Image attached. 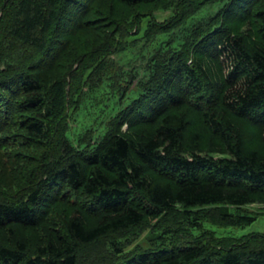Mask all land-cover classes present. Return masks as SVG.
I'll use <instances>...</instances> for the list:
<instances>
[{"label":"trees","instance_id":"obj_1","mask_svg":"<svg viewBox=\"0 0 264 264\" xmlns=\"http://www.w3.org/2000/svg\"><path fill=\"white\" fill-rule=\"evenodd\" d=\"M92 1L0 0V165H14L0 171V264H264V234L221 238L204 227H246L258 216L248 207L264 204V150L237 126L250 123L264 143V5L113 0L129 14L101 30L88 19ZM214 4L223 7L207 22L185 25ZM158 11L171 16L159 22ZM169 35L143 78L113 58ZM128 92L136 97L100 137L87 129L71 143L85 102L121 103ZM180 107L211 137L206 156ZM59 202L70 211L60 229L34 246L16 235L13 226L37 229Z\"/></svg>","mask_w":264,"mask_h":264},{"label":"rangeland","instance_id":"obj_2","mask_svg":"<svg viewBox=\"0 0 264 264\" xmlns=\"http://www.w3.org/2000/svg\"><path fill=\"white\" fill-rule=\"evenodd\" d=\"M261 4V8H263L262 5H264V0H259ZM258 2V3H259ZM109 7V8H108ZM223 6L214 4L203 11L196 14V16L190 20H188L187 23H185L186 26L195 27L196 25L200 23L207 22L216 12H218ZM260 8L259 5H254L252 10L250 11V15L254 14L255 10ZM111 10V15L108 16L107 10ZM106 11V13H104ZM129 14V10L122 7L121 5L113 2V0H93L92 6H91V14L89 15L88 19L89 22L93 25V27H97L96 25H100L98 28L103 30L101 27H106L107 22L112 21V18H116L117 15L120 14ZM126 14V15H128ZM155 16L159 22H162L164 19L169 18L171 16L170 12L162 13V12H156ZM106 23V24H105ZM109 27L111 23H108ZM146 27V19L144 20L142 24L141 33L139 36H141L144 28ZM110 29V28H109ZM188 29H181L176 30L174 32V36L177 38L184 35L185 32H187ZM249 26L242 25L239 28V32H248ZM77 40L71 42V46L77 48H82V41L84 42L85 39L88 36H85L84 33L78 34ZM255 35V34H254ZM172 36V35H171ZM169 36L159 37L156 40L149 41V42H142L138 44L136 47L129 48L122 52L119 55H114L113 58L115 61L119 63V65L127 72H134L137 73V79L143 78L145 76V59L148 57L151 52L163 41L167 40ZM82 40V41H80ZM87 42H85L86 44ZM63 61V59H62ZM231 67H223L222 73L223 76H227L231 74ZM133 90V89H132ZM96 101L89 100L85 102L80 109L77 111V113L74 115V120H72L70 124V128L67 132V138L73 143L74 145H78L79 138L85 133L87 129L93 130V138L100 137L108 124H110V118L114 114H116L122 107L126 106L129 101L133 98H135V94L132 93L129 95V92L126 96V98L120 103L119 98H115V100L108 101L107 96L101 97L100 95H95ZM101 99V100H100ZM68 106V104H67ZM180 114H183L186 119H188L191 124H193V130L199 132L203 136V143L201 149H203V156H206L209 145V140L211 137L207 134V131L205 130L204 126L196 120L197 114L194 113L192 110H189L185 107H180L179 110ZM242 124H237L240 129V134L242 135V138L248 143L249 146L258 149L259 151L264 150V143L261 142L259 139V134L257 132V128L252 126L250 123L247 122H241ZM122 130H126V125H123ZM96 140V139H95ZM95 142L94 140L92 141ZM86 142H83L85 144ZM222 152V149H220ZM206 153V154H205ZM214 157H221L219 154H213ZM22 160V159H21ZM13 161V160H12ZM14 165L11 164L10 161H7L5 159L2 160V164L0 165V171L2 172V167L6 171L12 172V167ZM252 211H255L258 213L257 220L254 221L252 224L243 227V228H235V227H216L211 226L209 224H205V228L208 230L214 231V235L221 238L226 237H233V238H239L243 235H253L254 233L258 234H264V204H254L248 207ZM70 214V211L65 205L61 204L60 202L57 204H50L47 206L46 209L43 211V218L42 223L40 226L33 230V231H22L21 229L14 227V232L17 236L25 235L28 242L32 244L33 246L38 244L39 240L43 237L45 238L50 232L53 231L54 228L60 229L61 225L60 222L67 217V215ZM95 219H91L90 222H94ZM242 238V237H241ZM239 238V239H241ZM223 242L231 243L233 240L231 239H225L222 240ZM241 245L240 244H234ZM243 245V244H242ZM85 252L92 250V246L85 247Z\"/></svg>","mask_w":264,"mask_h":264}]
</instances>
